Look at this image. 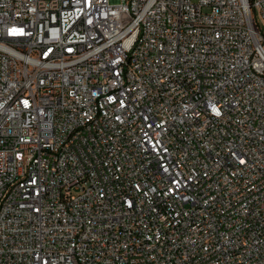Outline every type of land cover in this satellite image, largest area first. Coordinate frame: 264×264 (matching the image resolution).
I'll use <instances>...</instances> for the list:
<instances>
[{
  "label": "built area",
  "instance_id": "1",
  "mask_svg": "<svg viewBox=\"0 0 264 264\" xmlns=\"http://www.w3.org/2000/svg\"><path fill=\"white\" fill-rule=\"evenodd\" d=\"M0 264H264V0H0Z\"/></svg>",
  "mask_w": 264,
  "mask_h": 264
}]
</instances>
